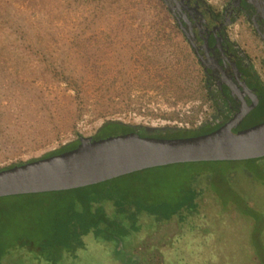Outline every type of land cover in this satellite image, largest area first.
Wrapping results in <instances>:
<instances>
[{"label":"rangeland","instance_id":"obj_1","mask_svg":"<svg viewBox=\"0 0 264 264\" xmlns=\"http://www.w3.org/2000/svg\"><path fill=\"white\" fill-rule=\"evenodd\" d=\"M94 4L0 0V168L42 156L80 134L93 135L104 120L101 111L105 118L150 126L193 125L202 116L205 99L199 67L162 0H105L96 8ZM243 44L251 53L244 37ZM45 60L79 81L80 111L75 92L45 67ZM122 93L128 94L127 100H121ZM262 120L264 106L241 127ZM233 172L242 178L247 172V181L233 185ZM112 181L118 194L145 210L125 223L107 224L99 240L84 236L79 258L70 259L69 264H115L108 246L112 235L121 232L119 236L133 239L131 250L138 253L141 264L210 260L239 264L246 259L243 234L233 231L224 216L233 205L253 213L244 203L247 198L256 201L263 215L264 198L259 200L253 191L264 186V162H183L146 168ZM196 192L214 196L218 204L212 216L207 217L213 202L200 201L197 212L196 206L192 208ZM78 196L47 192L0 197V260L28 264L29 256L56 257L66 251L73 242H57L53 233L64 222L68 203ZM183 201L189 202L176 210ZM163 203L171 210L156 209ZM149 206L156 209L153 216L146 211ZM172 208L177 216L156 222L157 216L165 217ZM232 217L233 212L229 221ZM132 221L135 226L130 225ZM125 230L131 234L123 235ZM252 231L257 240V228ZM258 243L254 248H259Z\"/></svg>","mask_w":264,"mask_h":264},{"label":"flooded vegetation","instance_id":"obj_2","mask_svg":"<svg viewBox=\"0 0 264 264\" xmlns=\"http://www.w3.org/2000/svg\"><path fill=\"white\" fill-rule=\"evenodd\" d=\"M252 1L251 4L246 0H220L218 3L208 0H162L201 74L200 85L205 99L202 116L193 125L177 126L192 131V135L213 131L229 120L236 121L239 117L240 120L235 126H231V131L249 127L251 125L241 127V124L255 110L264 106V5L258 0ZM243 37L250 43L251 53L246 50ZM223 161L264 162V155ZM245 174V178H242L234 176L233 172V185H242L247 181L248 173ZM194 194L196 212L200 201L205 203L208 200L213 204H210L211 211L207 217L212 216L210 213L218 204L214 196L203 192ZM253 194L259 200L264 198L261 197L264 194V186H259ZM255 202L251 198L244 200L248 210H253L250 214L234 205L225 211L224 218L233 224V231L240 232L245 238V253L248 256L246 255V259L239 264H264V211L261 215ZM262 202L264 204V199ZM261 207L264 209V205ZM231 212L233 217L229 221ZM207 217L204 216L203 222ZM254 228H257L256 232L259 234L257 240L253 238ZM158 234L157 231L155 235ZM255 241L259 242L258 249L262 252L254 248ZM209 242L211 241L207 242L208 246L205 245L212 249L213 244ZM205 264L213 263L210 260Z\"/></svg>","mask_w":264,"mask_h":264},{"label":"water","instance_id":"obj_3","mask_svg":"<svg viewBox=\"0 0 264 264\" xmlns=\"http://www.w3.org/2000/svg\"><path fill=\"white\" fill-rule=\"evenodd\" d=\"M234 120L207 133L174 138L135 131L100 138L80 134L73 148L1 168L0 197L69 190L168 164L263 156L264 120L231 131L240 117Z\"/></svg>","mask_w":264,"mask_h":264},{"label":"trees","instance_id":"obj_4","mask_svg":"<svg viewBox=\"0 0 264 264\" xmlns=\"http://www.w3.org/2000/svg\"><path fill=\"white\" fill-rule=\"evenodd\" d=\"M102 1L105 0H86V2H93L94 8L98 7ZM45 67L53 73L55 76H60L64 82H66L67 86L71 88L75 92V99L77 101V108L80 111V106L82 105V87L77 79H75L72 75H63L60 69H56L52 66V63L49 61H44ZM123 67L120 68V72ZM117 71V72H119ZM126 83V82H125ZM124 97L121 100H127V93H122ZM121 94V95H122ZM125 98V99H124ZM100 117H103L104 120L102 123L95 129L93 133V137L100 138L109 136L116 132H128L135 131L141 135L148 136H163V137H184L192 135V131L179 128L177 126H150L132 122H126L124 120L118 118H105V111H101ZM117 129H120L118 131ZM78 144V139L69 141L60 145L58 148L53 149L42 156L52 155L58 152H62L68 150L70 148L75 147ZM208 162V161H204ZM21 163V162H19ZM1 169V168H0ZM114 179V178H113ZM47 193V192H42ZM50 193L62 194V193H73L78 194L79 196L74 200H71L67 208L64 210L65 219L61 224L59 230H56L53 233V237L56 241L66 242V245H70V242L75 244L67 247L66 251L62 252L59 256L54 255H46L42 254L34 255V257L29 256L28 264H47L46 262L50 260H56V262H52V264H58L57 260H60L62 264H69L70 259L74 261V259H78L79 255L77 251L83 248L81 244L83 243L84 236H92L99 240V236L101 231L110 225L113 226L114 223L120 222L125 223V221L133 220L138 217V214L145 210V208L139 206L137 203L129 201L126 196L117 193V186L113 183L112 179L103 181L100 183L69 189V190H60V191H51ZM35 194V193H30ZM20 195V194H18ZM189 201H183L182 204L174 205L176 210L180 209L181 206H184ZM194 208L197 206L196 201H191ZM170 208V209H169ZM146 211H149L150 216H153V210H171L169 204H160L154 209L153 206H149L146 208ZM173 209V208H172ZM175 209L171 211V213L163 216H157L156 222L166 221L171 218V216L176 215ZM156 215V214H155ZM154 215V216H155ZM137 220V219H136ZM108 224V225H107ZM131 226H135L132 221ZM135 231V230H134ZM118 233V232H117ZM124 234H131L128 230L123 232ZM122 235L118 233L116 235H112L110 241L109 251L112 255L113 262L115 264H141L140 257L137 252L132 251V240L128 241L127 235L125 237L119 236ZM124 239V240H123ZM105 242V241H102ZM126 242V243H125ZM105 245V244H104ZM43 251V249H42ZM258 251L262 252V250ZM261 254V253H260ZM118 256L122 255L125 257L123 261L118 260ZM46 261V262H45ZM72 261V263H73ZM0 264H26L23 261H13L11 258H7L4 260H0Z\"/></svg>","mask_w":264,"mask_h":264}]
</instances>
